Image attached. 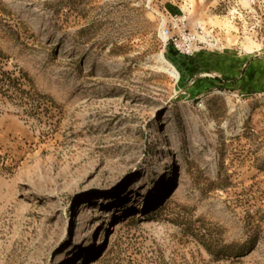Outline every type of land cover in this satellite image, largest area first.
I'll use <instances>...</instances> for the list:
<instances>
[{
	"label": "rangeland",
	"instance_id": "1",
	"mask_svg": "<svg viewBox=\"0 0 264 264\" xmlns=\"http://www.w3.org/2000/svg\"><path fill=\"white\" fill-rule=\"evenodd\" d=\"M0 264H264V0H0Z\"/></svg>",
	"mask_w": 264,
	"mask_h": 264
},
{
	"label": "bare ground",
	"instance_id": "2",
	"mask_svg": "<svg viewBox=\"0 0 264 264\" xmlns=\"http://www.w3.org/2000/svg\"><path fill=\"white\" fill-rule=\"evenodd\" d=\"M233 10H232V8L228 11V13H231ZM244 45H245V43H244ZM246 48L248 49V50H250V49H252V47L251 46H249V45H246ZM159 58H160V62H162V65H164V64H166V60H165V58L163 57V55H159ZM168 63V62H167ZM163 67V66H162ZM167 67V66H166ZM169 67V66H168ZM163 68H165V65H164V67ZM169 69V68H168ZM169 71H170V69H169ZM173 72H174V74L175 75H178V72L176 71V70H173ZM176 77V76H175Z\"/></svg>",
	"mask_w": 264,
	"mask_h": 264
},
{
	"label": "built area",
	"instance_id": "3",
	"mask_svg": "<svg viewBox=\"0 0 264 264\" xmlns=\"http://www.w3.org/2000/svg\"><path fill=\"white\" fill-rule=\"evenodd\" d=\"M170 33V30H169V28H165L164 30H163V34L164 35H168ZM176 43V42H175Z\"/></svg>",
	"mask_w": 264,
	"mask_h": 264
}]
</instances>
